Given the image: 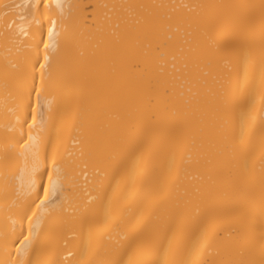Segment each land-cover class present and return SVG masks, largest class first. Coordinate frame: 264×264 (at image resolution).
Instances as JSON below:
<instances>
[{"label":"bare ground","instance_id":"1","mask_svg":"<svg viewBox=\"0 0 264 264\" xmlns=\"http://www.w3.org/2000/svg\"><path fill=\"white\" fill-rule=\"evenodd\" d=\"M0 264H264V0H0Z\"/></svg>","mask_w":264,"mask_h":264}]
</instances>
